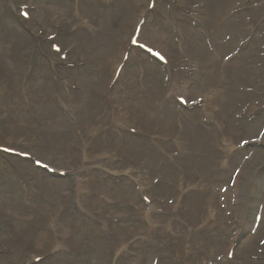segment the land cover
Segmentation results:
<instances>
[{
  "label": "rangeland",
  "instance_id": "1",
  "mask_svg": "<svg viewBox=\"0 0 264 264\" xmlns=\"http://www.w3.org/2000/svg\"><path fill=\"white\" fill-rule=\"evenodd\" d=\"M22 1L0 0V145L13 143L15 147L31 153L33 157L44 160L51 167L67 171L70 174L64 179L50 178L45 172L32 169L28 162H23L17 158L8 157L3 159L0 157V264H34L32 258L36 255L44 257L43 261L36 264H136L139 261L142 262L141 264L170 263L171 261L172 264H179L177 258L174 259L173 257L172 248L175 252L181 248L183 243H186L182 242V238L186 233L179 226H173L175 220L183 221L188 225L190 230L187 234L192 243L197 245L201 251L204 250V247L206 248L205 254L199 256L198 264H209V260H204V255L211 254L212 257H216L228 247L229 239L234 237L238 231L236 219L239 222L242 219H245V221L250 220L253 202L248 194H252L253 188H255V181H252L251 173L255 167L264 168V150L251 147L252 149H248L249 154L243 156L244 152L242 157L237 160L236 157L239 156L240 150L235 147L233 155L229 147L230 141L236 137L224 136L218 142L216 133H220L217 132L216 125L213 123L212 128L206 127L201 131L205 136V143L201 147H205V155L211 163L206 160L199 161L196 157L198 153H190L189 157L179 165L173 162L172 156L184 152V147L188 146L183 143L175 132L173 134L169 133L168 126L156 122L164 116L163 114L167 113L168 115V112L171 111L168 110L170 108L162 115L154 113L149 108L154 107L153 105H156L158 101L168 103L173 99L177 90V86L172 83L174 79L188 82V80L182 79L181 74L183 71L180 70H183V65L192 62L190 69L195 72L197 64L194 59L200 60L203 56L201 47L197 46V51L194 49L193 43L189 42L185 53H182L180 47H178L179 43L175 31H163L162 35L159 29H154L156 27L155 23L148 25L154 30L147 29V27L144 30L149 34L148 36L155 37L154 46L156 45L159 49H162L173 61V67L169 70L167 90L161 92L165 75L167 76L166 70L149 62L144 55L138 53H130V63L120 73L119 85H115L118 91L123 90V93L119 91L116 94L117 99H122V105H128L137 110L140 109L141 118L145 121V125H143L145 130L151 132L154 125H159L171 137L168 142L163 141L160 145L157 143L161 139L158 135L149 139L150 144L158 148L159 152L154 151L147 143H142L137 139L136 144L140 142V146L127 149L130 158L147 161L150 167L154 166L157 171H160L163 179L165 178V181L160 182L156 193L159 197L166 199L169 207L163 209L166 211L163 215L153 216L148 208L145 211L141 207L143 205L139 198L138 203L136 202V192L131 186L129 187L130 183L128 181L118 182L113 176L109 175L108 177V173L95 174L96 168L93 167L94 164L103 165L102 159L98 155L104 158V162L114 163L113 158L112 162L106 158V156L109 157L108 139H105L108 138L106 136L108 132L106 123L114 124L116 128L118 125H120L118 127L127 128V125H121L123 122L118 110L108 101L104 102V104H108V114L97 122H94L93 118L95 109L101 106L97 99L100 100L103 93L105 94L106 83L109 82L108 70L117 66L116 63H119L122 58V55L118 58L115 52L119 50L120 53V48L123 47L121 33L117 32V29L127 26L128 23L130 27L133 23H138L143 15L141 12L146 13L147 1L139 0L140 3L137 5L138 0H124V2L118 0L115 7L108 12V8L102 7L100 9L98 7L99 0H76V6L74 0H30L32 4L39 5V13L43 15L38 16L37 12L36 16L41 21L55 24L63 23L53 25L37 22V32L48 30L50 33H54L58 32L55 31V27H60V32L57 34L60 36L59 40L63 46H68L74 50L76 55L72 57L76 62L81 59L82 50H89L91 42H98L94 50L89 52L98 55L99 61L103 64L101 72L87 69L84 65L87 60L77 67V73L73 74L68 70H60L61 82L63 79L73 78L77 84H80L81 89L77 91L79 94L75 95L78 110L76 115L79 118L82 111V124L85 121L87 123L77 133L81 136V141L94 137L98 152L90 157L85 156L81 150V153L79 150H74V147H79L81 143L79 139L75 138L77 134L76 126H73L74 118L72 115L68 116L63 107L64 91L52 75L51 66L47 61L50 56H41V59H39L41 52L36 47L39 45V40H42L41 38L45 40L47 37L42 35L41 38L33 39L29 32L27 33L14 23L17 21V6ZM233 2L234 0H226L220 11L221 19H223L221 15L224 9L228 7V10H230ZM253 2L263 4V6H256L253 9L256 4H253L251 0L248 3L246 0H235V4L239 6V9L234 10L237 16L227 20L223 19L226 21V25L219 29L222 30V35L219 39L221 47H218L225 51L218 50L217 53L225 59L233 58L235 52H238L239 56L223 66L219 60L210 56L205 49L208 54L210 69L201 88L194 91V98L203 97L205 99V107L200 113L201 120L198 118L200 122L203 121V124L206 122L208 113L214 115L219 112L225 116L234 108L231 91L238 71L241 73L240 80H249L246 83L245 94L239 110L245 112L247 108L250 109V106H253V108L246 111L250 113L249 117L244 116L245 119L241 115L232 124H227L226 120V128L231 127L240 138L253 134L258 139L260 132L261 134L264 133V112L258 115L254 120L255 122L251 119L253 118L254 107L256 106L255 111H257L264 106V45L261 39L258 38L257 31L254 32V40H248L252 31L246 15H251L253 19L261 9H264V0H253ZM43 3L48 12L42 6ZM172 4L173 1L171 3L168 0L160 1L157 6L158 15L156 16L162 20L171 17L170 15H173L171 11L173 10L174 13L176 11ZM244 8H246L245 13L243 12ZM79 9H82V11H79ZM45 13L48 14L45 15ZM187 13L189 14L188 11ZM261 14L264 16V10ZM85 16L99 18L103 22L102 24L105 25L106 34L98 38L93 37L81 22ZM173 17L177 18L174 15ZM158 24L162 23H156V25ZM194 25L198 27V25ZM186 27L187 25L184 30ZM195 27H192V30L196 34L203 30V27H199V29ZM32 33L36 36V33ZM157 34L158 37L163 38L164 42L156 37ZM66 35L68 36L65 37ZM219 40H217L218 45ZM212 42L213 44L216 43L215 41ZM242 43L244 44L242 45ZM189 52L194 54V58L189 55ZM52 57L55 66L59 65L60 62L57 57L54 55ZM28 58L33 63H38L36 67L31 66L27 60ZM88 58L91 59V55H88ZM222 67L226 78L225 80L224 77L222 80H218V70H221ZM54 69L58 68L54 67ZM37 70L40 71L41 76L40 74L37 76ZM111 74L113 75V71ZM57 75L56 72L55 76ZM201 81H203V78H201ZM93 83L97 85V90H99V96L97 97L92 96L89 89V85ZM25 94L27 105L24 103ZM123 94L126 96L125 98ZM79 97L81 102L78 100ZM28 100L32 101L31 105H28ZM245 103H248L249 106L247 107ZM174 107L179 112L177 106L174 105ZM161 111H164V109H161ZM175 116L176 119L178 115L175 113ZM59 117L67 123L63 128H58L55 124ZM34 119L40 120L41 123L37 120L35 123ZM183 123L199 125L198 120L187 121L184 118ZM29 124H37L34 126L36 132H27V130L32 129ZM179 127L177 126V128ZM121 133L127 137L125 135L126 131L120 128L115 132L119 141L124 142L125 140L119 136ZM39 134L40 136H38ZM108 134H110V137L112 136L111 132H108ZM263 139L264 136L262 135L259 140ZM112 144L116 146L115 142ZM219 144H223V148H220ZM126 146L124 144V147ZM120 148L122 149V147ZM120 148L117 147L119 152H121ZM216 153H219V156H216ZM224 153L230 154L229 159L224 158ZM117 154V159L122 161L121 169L117 172L121 171L120 174L130 175L128 173L132 164L121 153ZM191 154H193L192 157ZM160 156L163 157V160ZM81 157L82 163L78 164L77 162ZM85 159L86 161H84ZM95 159L97 161L93 162ZM163 161L164 164L162 165ZM168 163L173 167L170 168V171L167 167ZM71 166H73L76 176L82 177L84 172H94V185L97 191H93V193L105 197L106 202L104 200L100 201V198L96 200L92 195H88V198L94 203L100 202V204L95 205V208H92L94 207L92 204H90V207L86 206L88 212L97 215L93 212L96 209L97 212L104 214L107 218L113 216L115 219H119L118 225H114L115 229H113L109 238L108 228H105L107 224L100 221H97L98 223L91 221L86 217H91V215L81 207L85 203L81 206L78 204L79 199L80 201L84 200L83 195L86 193H83L80 198L76 196L77 180L79 178L72 173ZM241 170L245 171L246 178L239 179ZM150 172L153 173V168ZM143 175L151 182L155 181H152L146 172H143ZM205 175L206 178L203 177ZM151 176L157 178L155 174ZM90 177L93 178L94 175L91 174ZM199 177L200 181L197 180ZM134 178L137 179L136 173L131 179ZM218 180L222 181L220 182L221 185L224 183V188L222 187L219 192L226 193L227 204L219 203L218 209L212 210L210 204L214 201L208 196L212 194L206 191V188L212 182L215 183ZM207 182L208 185L205 186ZM80 184H84V182L81 181ZM188 186L190 191L183 189ZM237 188L239 198L237 201H233L232 195L236 193ZM183 191L185 197L180 198ZM199 195L201 199L197 202L195 198ZM155 197L158 201V197ZM247 199L250 201H247ZM112 200H114L113 204H111ZM223 206L226 207L219 209ZM155 208L160 212L154 204L151 209ZM170 220L174 221L172 225H170ZM142 221H146V223ZM147 232L163 234L169 237L170 240L157 238L159 237L158 234L153 235L151 233L148 235ZM175 233L182 238L175 235ZM132 234L134 238L138 235L142 241L139 239L136 242L134 241L130 249L120 251L121 253L117 257L118 248L128 247L131 238L119 239L118 247L113 242L119 236ZM52 236L56 241H52ZM65 236L67 240L64 246ZM147 243L150 245L145 248L148 245ZM191 247L194 248L191 244H188L182 247L184 249L182 251L192 250ZM214 249H219L217 255L215 251L212 252ZM113 256L117 257L115 262H113ZM226 257L225 255L223 260ZM160 258L162 260L157 262ZM181 261H183V258ZM221 263L226 264V261Z\"/></svg>",
  "mask_w": 264,
  "mask_h": 264
},
{
  "label": "bare ground",
  "instance_id": "2",
  "mask_svg": "<svg viewBox=\"0 0 264 264\" xmlns=\"http://www.w3.org/2000/svg\"><path fill=\"white\" fill-rule=\"evenodd\" d=\"M117 1L118 0H99L98 7L100 9L102 7L108 8L109 9L108 12H110L115 7V5L118 3ZM241 1H243V0H241ZM121 2H124V0H121ZM174 2L176 4H178V5H182L181 7L185 8V10L189 12L188 20H191L193 22V26L190 25L189 32H185L183 30V31L180 32L179 35L176 33L177 34V40H178V43H179L178 47H180L182 53H185L186 47H187L188 43L190 42V43H193V46H194L195 50L198 51L197 46L198 47L200 46L201 50H202V54H203L202 58L200 60L194 59L196 61V64H197V68H196L195 72L202 65L206 66V67L209 66V69H210V65L208 64V58H207L208 54L205 51V49L209 52L210 56H213L215 59L219 60L221 62V65H223V66L228 61H234L239 56V53L235 52V54L233 55V58L225 59V58H223L221 55H219L217 53L218 50L225 51L222 48L220 49L218 47V46L221 47V42H220L219 39H220V37L222 35V30H219V29H220V27H223V26L226 25V21H224L223 19L227 20V19H230L232 17H236L237 16V14L234 13V10L235 9H239V6H237L235 4V0H234V2L232 4L230 10H228L229 9L228 7H226L224 9L223 14L221 15V17L223 19L220 18V11H221L222 7L225 5L226 0H196L194 2L192 0H174ZM139 3H140V1L138 0L137 5H139ZM185 6H188V7L186 8ZM79 11H82V9H79ZM240 14H242V13H240ZM236 19H239V18H236ZM253 20H255V21L252 22V23L250 22V28H251L252 32H251L248 40H251V39L254 40V30L256 29L258 38L261 39V41L263 42V45H264V16H259L257 19L254 16ZM81 22L84 25L83 27L88 32H90L91 35L93 37H95V38L96 37L97 38L101 37V36L106 34L105 25H103L102 24L103 22L97 17L85 16ZM194 24L198 25V27L197 26L195 27ZM136 25H137V23H133L132 27H130L129 23H128L127 26L125 25L123 27H120V29L119 28L117 29V32L121 33L122 45H123V47L121 46L122 48H120V53H119V50L115 51L117 56H118V58H120L121 55L123 56V53L127 51V48L129 46V41H130V39L132 38V36L134 34V30H135V26ZM192 27H195V28H198V29H199V27H203V30H200L196 34L192 30ZM59 29H60V27H55V31H58L56 33L60 32ZM125 29H126V32H125ZM154 29H159L160 32L162 33V35H163V31L169 30L168 29V25L166 23H164V22L162 24L156 25V27ZM24 30L27 31L26 29H24ZM27 33H28V31H27ZM148 35L149 34L147 32H145V34H142L141 38L143 40H145L147 43H151L152 44L154 42V38L155 37H151V36H148ZM67 36L68 35H66L65 37H67ZM156 37L158 39H160L162 42H164L163 38L158 37V34L156 35ZM170 39L173 40L172 37H170ZM217 40H219V45L217 44ZM39 41H41V40H39ZM212 41H215L216 43L213 44ZM167 42H169V41H167ZM97 44H98V42H91L89 50H87V49H86L87 51L86 50H82V56H81V59L78 62H76V60L73 57H70L72 54L71 55L69 54V57L71 58V60L73 61L72 63L74 64L73 68H66V67L62 66L61 64L55 66V63H54L53 57H52L53 55H51L50 61L52 63L53 69H54V67L58 68V69H54V71H58L60 73V70L64 69V70H68L69 72L74 74V73H77L76 72L77 67L80 64H82V62L87 60L86 63H84V65L86 66L87 69L90 68L92 71L101 72L102 71L101 69L103 68V64L99 61L98 55L96 53L89 52L90 50H94V48H95V46ZM203 44H204L205 47L203 46ZM211 44H212V46L213 45L214 46L210 47ZM36 48L42 53V49L40 48V44L37 45ZM67 48H69V47L67 46ZM213 50H214V52H213ZM134 52H137V51L132 49L131 53L134 54ZM88 55H91V59L88 58ZM189 55L192 58H194V54L193 53L189 52ZM121 59H120V62H121ZM128 61H129V59H128ZM119 63H116L117 66H118ZM191 65H192V62H188L187 63V66H189V69L186 70V73H187V75L189 77H192V75L195 73V72H193L190 69ZM117 66H114L113 68L108 70L109 82L106 83L107 85L105 87V94L103 93V95L101 96L100 100L97 99L98 103L101 106L97 107L95 109V116L93 118V121L97 122V121H99L100 119H102L104 116H106L108 114V104H104V102L108 101L110 104H112L118 110V113L121 116V120L123 122L121 125L130 126V125H135L136 124L143 131V133L145 134L146 138H148V139H150L152 136L158 135L159 137H161V139L157 141L158 145H160L163 141H167L168 142L171 137H169L165 133V130H163L159 125H154L151 128V132L147 131V130H145L143 128V125H145V121L141 118L140 109L137 110L136 108H133L131 106L122 105V99L121 98L117 99L118 96L116 94L119 91L116 89L115 86L112 89L111 93H109V94L106 93V90H107V88H108V86L110 84V81L114 80V78H115V70H116ZM209 69H208V72H209ZM222 69H223V67L221 68V70H218V73H219L218 77H217L218 80H222L223 77H224V80L226 78V74H224ZM123 70H124V68L121 70L120 73H122ZM112 71H113V75L111 74ZM120 73L118 74V76L120 75ZM206 75H204L203 77L198 78L199 80L197 81V88L189 91V93H188V99L190 101H196L197 99H202V101L200 102L201 103V107L198 110L191 111L189 113H185L183 115H180V113L177 112L175 107H174V105H176V104H175L173 99L171 101H169L168 103L162 102V101H158L156 103V105L155 104L153 105L154 107H150L149 108L151 111H153L154 113H157L158 115H162L163 112H166V110L168 108H170L168 110H171L170 112H168V115H167V113L163 114L164 116L161 119H158L156 122L161 124V125L168 126V128L170 130L169 133L173 134L175 132V134L183 141V143L186 146H188V147H184V149H185L184 152L176 153V154H174L172 156L173 162H175L176 165H179L180 163H182L187 157H189L188 155L190 153H193V154L198 153L196 157H197V159L199 161L202 162V161L206 160L208 163L209 162L211 163V161L205 155V152H204L205 147H201L205 143V136L201 132L204 129L200 128L199 125H197V126L194 125V124L187 125V124L183 123V118L186 117L187 115H190V114H193V113H195V114H194L193 117L189 118V121L196 120L197 117L200 119V113L202 112V110L205 107V104H204L205 103V99L203 97L194 98L195 97L194 91L196 89H200L201 88L202 83L204 82V79H205ZM240 75H241V73H239L237 71L236 72V76H235L236 78H235V81H234L233 89L231 91L232 99H233V103H234V108H233V110H231L229 113H227L225 115L227 119L225 118L223 113H219L218 112V113H216L214 115L210 114V113L207 114V119H206V122L204 123V125L208 126L210 123H214L216 125L215 127L217 129V132L220 133V134H222L223 131L227 129L226 128V122H225L226 120H227V124H232V123H235L238 120L239 116H241V115L243 116V119H245L244 116H248L249 117V113H250V112L247 113L246 111L247 110L250 111V109L252 110V108H253V106H250V109L247 108V110L245 112H241L239 110V106L242 104V100H243V97H244V94H245L246 83L249 82L248 79L246 81L240 80ZM75 77H77V76L75 75ZM201 78H203V81H201ZM119 80H120V76L118 77V80H116V82H118ZM178 80L179 79H174V81L172 83H174L176 86L179 85L178 83H180L182 85H186L185 83H188V82L182 83L181 82L182 80H179V81ZM188 81L191 82V80H188ZM72 82L76 83V81L73 78H66V80L63 79L62 82H61V78H60V84L63 86L64 91L66 92V100L64 99V102L67 105V108L71 111V112H69V114L72 115V116L74 115L77 118V115H76L77 112H78V110L76 108V106H77V97L75 95L79 94V92H77V91H80L79 89H81V87H80V84L76 83L77 89H76L75 93L73 94L74 98H73V100H70V93H69V89L68 88H69L70 83H72ZM96 86L97 85L95 83L89 85L90 92L92 93V96H94V97L99 96V90H97ZM130 100H131V95H130ZM114 103H117V104L114 105ZM245 104H246L247 107L249 106L248 103H245ZM176 106H177L178 110H181L178 105H176ZM159 107H160V109H159ZM87 108H89V107H87ZM161 109H165V110L161 111ZM175 113L178 115V117L176 119H175V117H176ZM81 115H82V111H81L80 117L77 118V123H76V127H75V129H76V131L78 133L81 131L83 126L87 123L85 121L84 124H82ZM199 119H197V120H199ZM55 124H56V126L58 128H63L64 125H65V121H64V119L59 117L58 121ZM106 124L108 126L107 127L108 132L112 133L111 137H110V134H108V132L106 134V136H108V138L104 137L105 139H108V154H109L108 160L110 162H112V158H113L114 162H116L115 159H117V153H121L123 157H126L130 161V163L132 164V167L129 168L130 171H129L128 174H130V175H128V176H131V178H132L134 176V174L136 173L137 174V179L143 180L144 182H148V186H149L148 192L153 196L154 204L159 208L161 213H166V211L163 210V209H168L169 206L167 204V201H166V199L164 197H159L157 195V193H156L157 187L159 186L161 181H165L164 180L165 178L163 179L162 175L160 174V171H157L154 166L153 167L151 166L153 168V170H156V172H154V174L156 175L158 181H157V183H154V182H151L149 179H147L146 176L143 175V172L146 171L145 170V163L148 164V162L147 161H143V160H139V159L136 160L134 158H130L129 157L130 153L127 150L129 147H139L140 146L139 145L140 142L138 144H136V142H138L136 139H132V138L130 139L128 137H125L123 134H120L119 136L122 139H124L125 141L124 142H120L119 138H118V135L115 134L116 130L118 128H120V127H118L120 125H118L117 128H116V126H114V124H110L109 122L106 123ZM86 126H88V125H86ZM177 126H180V127L177 128ZM121 128H123V127L121 126ZM124 129L126 130V128H124ZM159 133H161V134H159ZM97 138H99V137H97ZM104 138H103V140H104ZM82 142L86 146L91 147L95 141H94V137H92V138H86ZM113 142H115L116 146H114V144H112ZM124 144H126L128 147L127 146L124 147ZM85 145L83 147L82 153L85 156H88V157L93 156L92 153L94 152V150L96 151L95 143H94V147L95 148L92 147V150H87L86 148H89V147L85 148ZM118 146H119V148L122 147V149L120 148L121 152H119L117 150ZM223 146H224L223 144H219L220 148H223ZM161 147H162V145H161ZM189 147H191V148H189ZM230 148H231L232 154H233L235 147H230ZM157 152H159V150ZM169 152H171V151H169ZM113 153L116 154V155H113ZM193 154H191V157L193 156ZM216 156H219V153H216ZM223 156H224L225 159H229L230 154L229 153H224ZM84 161H86V159ZM216 161H217V158H216ZM219 162H220V160H219ZM169 163H168L167 167H168V169L170 171V168H173V167L171 165H169ZM163 164H164V161L162 162V165ZM138 166H140V167L138 168ZM120 173H121V171L117 172L116 175H118ZM215 175H217V174H215ZM165 177H166V175H165ZM203 177L206 178V175L203 176ZM197 180L200 181V177ZM183 189L187 190V191H190L189 190V186L186 187V188H183ZM135 192H136V194H138V193L140 194V193H142L144 191H142V189H137L136 188ZM218 193L220 194V196L216 192H213L211 194L212 195L217 194L216 198L218 199L219 203H222V204L226 205L227 204L226 193L225 194H222L221 192H218ZM155 196L158 197V201H157V198ZM184 197H185V192L183 191L180 194V198H184ZM200 199H201L200 195L197 198H195V200L197 202H199ZM161 201H163L165 207L162 205ZM82 202L86 203L85 200H82ZM225 207L226 206H223V207H220L219 209L225 208ZM228 214L231 215L229 212H228ZM176 221L177 220H175V222L170 220L169 221L170 225H172V223L174 222L173 226H179L176 223ZM177 222H179V221H177ZM263 223H264V218H263ZM158 225H160V223H158ZM189 230L190 229L188 227V231ZM175 235L180 236L177 233H175ZM180 238H182V237L180 236ZM13 249H11V250H13ZM195 249L196 248H192V250H195ZM219 249H221V248H219ZM219 249H214V250H212V252L215 251V254L217 255V252L219 251ZM205 252H206V248L204 247L203 251L200 250V255L199 256L205 254ZM203 258H204V260H209L210 261L209 264H212L213 262H215L214 261V257H212L211 254L204 255Z\"/></svg>",
  "mask_w": 264,
  "mask_h": 264
},
{
  "label": "snow or ice",
  "instance_id": "3",
  "mask_svg": "<svg viewBox=\"0 0 264 264\" xmlns=\"http://www.w3.org/2000/svg\"><path fill=\"white\" fill-rule=\"evenodd\" d=\"M26 15V14H25ZM56 51H59V49L58 48H56L55 49ZM153 55H158L157 53H153ZM0 151H4V152H9V151H11L9 148H7V147H4L3 149H0Z\"/></svg>",
  "mask_w": 264,
  "mask_h": 264
}]
</instances>
